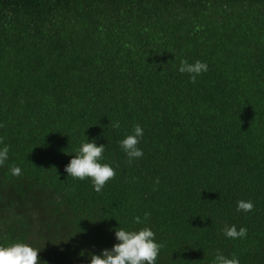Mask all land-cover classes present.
Listing matches in <instances>:
<instances>
[{
  "label": "trees",
  "instance_id": "trees-1",
  "mask_svg": "<svg viewBox=\"0 0 264 264\" xmlns=\"http://www.w3.org/2000/svg\"><path fill=\"white\" fill-rule=\"evenodd\" d=\"M84 134L116 170L100 192L64 171ZM0 140V243L41 264H90L145 212L157 264H264V0H0Z\"/></svg>",
  "mask_w": 264,
  "mask_h": 264
},
{
  "label": "clouds",
  "instance_id": "clouds-1",
  "mask_svg": "<svg viewBox=\"0 0 264 264\" xmlns=\"http://www.w3.org/2000/svg\"><path fill=\"white\" fill-rule=\"evenodd\" d=\"M178 71L181 74L187 73L194 83L199 75L208 71L205 62L195 61L189 63L187 60H181ZM113 129H120L121 124L112 121ZM85 135V134H84ZM144 136V129L141 125H134L130 134L119 141V147L125 153L128 163L143 157L144 152L139 147ZM86 137V135H85ZM0 167L5 166L9 160V145L0 140ZM106 146L97 144L95 139L89 140L87 137L81 142L79 148L70 162L65 166L64 171L74 179H90L95 191L100 192L108 181L115 178V168L106 162H103ZM13 176H19L22 169L19 166H11L9 169ZM159 184V179L156 182ZM254 203L251 200L237 201L236 211L248 213L254 209ZM149 212H145L143 217L137 215L133 217V224L143 225L139 228H127L119 226L114 230L115 243L110 249L101 250L100 254H92L90 264H157V258L163 244L158 242L156 233L151 227L147 226L150 217ZM120 225V224H119ZM223 235L231 240L243 239L247 236V228L236 225H225ZM41 249L33 245L17 240L12 243H0V264H41L39 252ZM213 264H240L239 257L233 254L231 257L225 256L217 251Z\"/></svg>",
  "mask_w": 264,
  "mask_h": 264
}]
</instances>
